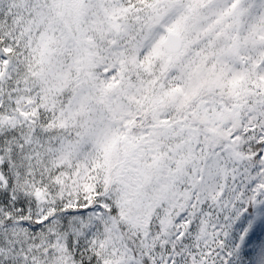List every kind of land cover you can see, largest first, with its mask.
Returning a JSON list of instances; mask_svg holds the SVG:
<instances>
[{"label": "snow or ice", "instance_id": "obj_1", "mask_svg": "<svg viewBox=\"0 0 264 264\" xmlns=\"http://www.w3.org/2000/svg\"><path fill=\"white\" fill-rule=\"evenodd\" d=\"M0 264H264V0H0Z\"/></svg>", "mask_w": 264, "mask_h": 264}]
</instances>
